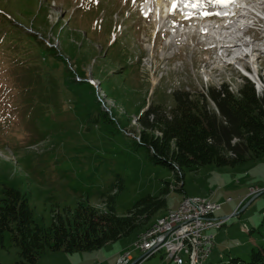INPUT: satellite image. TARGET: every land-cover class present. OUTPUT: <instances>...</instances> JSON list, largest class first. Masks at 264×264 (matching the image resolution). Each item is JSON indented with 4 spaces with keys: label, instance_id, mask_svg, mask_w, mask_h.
I'll return each instance as SVG.
<instances>
[{
    "label": "rangeland",
    "instance_id": "1",
    "mask_svg": "<svg viewBox=\"0 0 264 264\" xmlns=\"http://www.w3.org/2000/svg\"><path fill=\"white\" fill-rule=\"evenodd\" d=\"M38 1L0 0V7L40 37L35 43L42 49L38 54L46 57L44 63L54 61L56 55H60L66 57L68 64L66 68L59 63L48 69L49 73L57 72V79L61 78L62 83L57 93L53 94L50 90L53 98L46 102L50 107H42L36 97L27 115L24 106H20L23 97L17 96L16 91L18 83L28 82L27 64L11 66V59L8 58L11 52L0 50L2 80L7 87L13 86V91L0 95V109L4 101L14 95V108L18 109H8V120H1L0 115V199L5 188L18 190L27 196L34 223L48 227L53 216L63 218L67 210L72 214L79 204L102 212L112 206L115 215L123 217L136 203L142 204L152 197H159L163 190H167V194L159 198L164 203L157 208L153 221L165 211L175 208L184 195L203 197L221 206L215 213L217 218L228 217L220 229L207 232L213 236L214 248L203 264H228L230 259L235 258L247 261L250 250L264 244V156L234 166L208 164L193 170L183 169L181 178H178L180 175L176 172L149 161L145 150L136 145L131 135L137 132L136 115L146 104L172 109V95L177 91L196 96L223 85L234 92L242 82L240 74L232 66L224 64L206 68L192 63V58H210L207 57L210 53L197 46L201 37L193 41L180 40L167 46L168 38H162L163 47H153L154 40L161 38V33L155 36L159 30L157 17L143 18L133 0H89L92 7L88 0H40L49 23L55 25L53 36L49 33L50 40L58 44L57 49L46 48L47 34L38 26L41 19L46 21V18L44 9L39 11ZM247 4V8L252 5L259 9L264 0H247ZM114 11L115 14L112 13ZM70 16L73 18L68 22L71 30L66 29V24L59 35L65 37V42L55 30L59 21ZM113 20H121L122 24ZM163 24L167 26V22ZM121 25L126 39H119L122 45L115 47L109 59H103L104 62H100L102 65L93 68L92 72V76L101 77L123 69L107 84L106 92H109L111 100L105 101L106 93L102 89L98 95L90 93L87 104L83 93L73 96L63 85L69 77L68 73L66 76L63 73L65 69L69 70L70 65H75L77 68L73 72L84 76L81 69L91 70L86 60L96 59L99 52L114 48L107 38L103 39L97 33H107L108 27L113 32ZM10 30L19 29L13 26ZM261 33L260 28L255 30L254 35H258L253 41L258 39L253 45L264 51ZM35 39L31 37V42ZM142 39L147 43L141 45ZM102 45L104 49L100 48ZM183 46L186 48L181 50ZM251 47L239 44L237 49L249 50ZM174 54L180 60L175 59L166 65L163 59ZM39 55L35 54L33 61L40 63ZM255 55V60L250 56L246 62L251 64L253 60L255 65H260L262 70L258 74L264 78V53L256 51ZM135 57L139 58L135 60L138 64L132 65ZM193 61L196 62V59ZM43 68L38 64L36 71L41 74ZM101 69L103 74H100ZM98 82L100 79L96 78L95 83ZM77 84L87 89L83 82ZM98 100L101 106H115L104 110L106 117H90L91 107L94 116L99 110ZM137 210L140 212L142 207ZM133 239L134 236L120 238L92 252H46L36 264H115L121 256L120 248ZM114 249L115 252H112ZM131 252L132 262L142 255ZM18 260V249L11 244L8 234H3L0 239V264H14ZM141 264L171 262L158 254Z\"/></svg>",
    "mask_w": 264,
    "mask_h": 264
},
{
    "label": "trees",
    "instance_id": "2",
    "mask_svg": "<svg viewBox=\"0 0 264 264\" xmlns=\"http://www.w3.org/2000/svg\"><path fill=\"white\" fill-rule=\"evenodd\" d=\"M44 24L49 31L51 25L45 20ZM13 26L19 30L11 31ZM31 37L34 35L28 34L19 21L0 7V50L11 52L8 53L11 66L27 64L28 82L16 85L17 96L23 97L20 106H24L27 115L36 97L47 108L52 93L59 91L52 86L55 78L45 67L41 74L36 71L39 63L33 61L34 55L42 49L35 46L36 39L31 42ZM56 57L59 62L65 61ZM65 71V75L69 74L67 89L73 95L83 93L88 104V96L93 93L91 85L81 80L87 89L81 88L73 73ZM0 76V95H6L13 91V86H6L1 71ZM15 98V95L10 98L14 107ZM172 98L173 108L169 111L149 107L138 119L136 145L145 150L153 164L171 171L176 167L181 178L183 169L208 164L234 166L264 156V92L257 95L247 79L234 93L221 86L208 89L205 95L176 92ZM166 194L167 190H163L159 197L136 203L123 217L116 216L112 206L102 212L79 204L72 214L67 210L63 218L55 215L48 227H41L33 221L27 196L14 188H5L0 199V239L8 234L9 241L18 249L19 260L14 264H36L46 252H92L120 238L136 237L149 227L157 208L164 203L159 198ZM140 207L142 210L138 212ZM228 264H264V244L252 248L247 261L235 258Z\"/></svg>",
    "mask_w": 264,
    "mask_h": 264
},
{
    "label": "built area",
    "instance_id": "3",
    "mask_svg": "<svg viewBox=\"0 0 264 264\" xmlns=\"http://www.w3.org/2000/svg\"><path fill=\"white\" fill-rule=\"evenodd\" d=\"M182 206H187V200L174 210L172 216H168L160 224H155L153 230L142 234L134 246L152 252L164 249L168 258L178 264L182 263L179 257L181 254L188 257L189 264H200L212 248L211 236L205 231L217 229L223 224V221L212 216L219 210V206L201 198L194 202L190 215L181 214Z\"/></svg>",
    "mask_w": 264,
    "mask_h": 264
},
{
    "label": "bare ground",
    "instance_id": "4",
    "mask_svg": "<svg viewBox=\"0 0 264 264\" xmlns=\"http://www.w3.org/2000/svg\"><path fill=\"white\" fill-rule=\"evenodd\" d=\"M176 2V0H170L169 2H167L166 0H157L156 1V4L158 5V6H162V7H166L168 4H170V6H172L174 3ZM244 10H246V9H244ZM244 13V12H243ZM150 17V16H149ZM149 17H147V18H149ZM153 18H155V17H153ZM152 18V19H153ZM171 18H173V17H171ZM170 22H172V23H175V24H181V25H184L182 22H180L179 21V23L176 21V19H171L170 20ZM205 25H207L208 26V29L210 30L209 32H207V34L205 35L207 38H208V40H211V39H213V37H219V34L217 35V32H220V34H221V36L223 37V38H230V39H233L232 40V43L230 44V45H223L221 48H220V50H222V52L225 54V56L226 57H229V56H231L232 54H234V53H237V52H239L238 51V49H237V47H238V45H239V40L238 39H235L236 38V33H237V28H238V25L237 24H235L233 21H232V23H230V22H225V23H223V24H221V25H217V26H212V25H209V24H207V23H210L211 21H210V18L209 17H205L204 18V20L202 21ZM166 23V22H165ZM158 25V24H157ZM230 30V31H229ZM256 35H258V34H256ZM256 35L254 36V38L256 37ZM198 35L196 34V33H193V34H189L188 35V38L189 39H191L192 41L193 40H195L196 38H198L197 37ZM155 37V36H154ZM161 38H156L155 40H154V43H153V47H156L157 49L158 48H162L163 47V45H162V35L160 36ZM179 38L180 37H176V38H174V43L176 44V43H178V40H179ZM258 39V38H257ZM257 39L255 40V41H253V42H250L249 41V43L248 44H246V45H242V46H245V47H254V42H256L257 41ZM186 40V39H185ZM188 41V40H187ZM186 41V42H187ZM147 43V40H143L142 39V41H141V44H146ZM148 45V44H147ZM194 45V44H193ZM197 46H200V43H198L197 44ZM171 48V47H170ZM186 47L185 46H183L182 48H181V50L182 49H185ZM145 49V48H144ZM147 49V48H146ZM160 50V49H159ZM162 50V49H161ZM164 50V49H163ZM163 53V52H162ZM249 56H253L252 55V53L249 55ZM253 57H255V55L253 56ZM247 57H245V59H246ZM175 59H178V60H180L179 59V57L177 56V55H171V56H167V57H165L163 60H164V62H166V65L167 64H170L173 60H175ZM194 59H196V62H194L193 60ZM260 58H258V60H259ZM237 61V60H236ZM247 60H244V58L243 59H241V60H238V62H240L241 64H243V65H246V62ZM191 62L192 63H194V64H196L197 66H203V67H206V68H208V67H210V66H213V65H215V66H222V64H225L224 63V59H222V58H218V57H210L209 59H206L205 58V60L203 59V58H200V57H196V58H192L191 59ZM250 63L251 64H253V60H251L250 61ZM255 64V63H254ZM240 67V66H239ZM240 69L241 70H243L244 71V68L243 67H240ZM253 75L255 76V72H253ZM155 80V79H154ZM257 81V80H256ZM155 83V82H154ZM257 83H258V81H257ZM154 85V84H153ZM199 199H201V198H198V197H187V198H184L183 200H182V202H181V204H183L184 203V201L185 200H187V206H182L181 207V214L182 215H190V214H192V209H194V202H198V200ZM206 201V200H205ZM206 202H208V201H206ZM211 202V201H210ZM181 204L178 206V208L181 206ZM177 208V209H178ZM176 209V210H177ZM172 214H174V210L173 211H169L168 213H167V215L164 217V218H161L160 220H158L155 224H160L162 221H165V219L168 217V216H172ZM154 221V220H153ZM151 223V222H150ZM155 224L152 226V228L150 229V230H148V231H151V230H153V228H154V226H155ZM149 225H151V224H148V226ZM146 228V227H145ZM145 228H144V230H145ZM147 232V231H146ZM145 232V233H146ZM141 236V235H140ZM139 236V237H140ZM206 258V257H205ZM204 258V259H205ZM170 259H172V258H170Z\"/></svg>",
    "mask_w": 264,
    "mask_h": 264
},
{
    "label": "crops",
    "instance_id": "5",
    "mask_svg": "<svg viewBox=\"0 0 264 264\" xmlns=\"http://www.w3.org/2000/svg\"><path fill=\"white\" fill-rule=\"evenodd\" d=\"M166 212V211H165ZM164 212V213H165ZM163 213V214H164ZM163 214H161V215H163ZM127 243H129V242H126L121 248H120V253H121V251L124 249V247L127 245ZM112 252H115V249L114 250H112ZM135 252V251H134ZM119 253V254H120ZM130 258H131V260L129 261V263L131 264V263H137V261H138V259L136 260V261H134V262H132L133 261V259H132V253H131V255H130Z\"/></svg>",
    "mask_w": 264,
    "mask_h": 264
}]
</instances>
